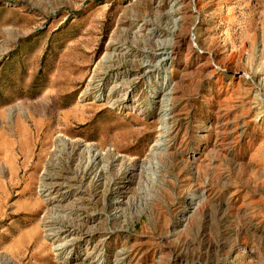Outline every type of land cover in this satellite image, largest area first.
I'll return each mask as SVG.
<instances>
[{
    "label": "rangeland",
    "instance_id": "rangeland-1",
    "mask_svg": "<svg viewBox=\"0 0 264 264\" xmlns=\"http://www.w3.org/2000/svg\"><path fill=\"white\" fill-rule=\"evenodd\" d=\"M0 264H264V0H0Z\"/></svg>",
    "mask_w": 264,
    "mask_h": 264
},
{
    "label": "bare ground",
    "instance_id": "bare-ground-1",
    "mask_svg": "<svg viewBox=\"0 0 264 264\" xmlns=\"http://www.w3.org/2000/svg\"><path fill=\"white\" fill-rule=\"evenodd\" d=\"M8 113H9V111H8ZM71 144H73V143L67 141L62 136H58L57 139H56L54 148H53V155L51 156L48 165L52 166V168L55 167V159L58 158V156L60 154L65 153L66 150H67V147L71 146ZM86 154H87L86 155L87 157H86V162H85L86 163V165H85L86 168L85 169H88V168L91 169L94 166H96L99 154L97 152H95V150L90 149V148H89V150H87ZM47 176L51 177V174L50 175L47 174ZM60 185L61 184H56V183L51 184V185H49L50 186L49 189L53 190V188L59 187ZM58 218H59V215L55 211H51V214L49 213L48 216H47L48 220H52V221L56 220V222L59 220Z\"/></svg>",
    "mask_w": 264,
    "mask_h": 264
}]
</instances>
